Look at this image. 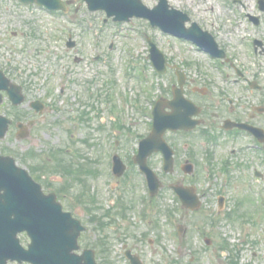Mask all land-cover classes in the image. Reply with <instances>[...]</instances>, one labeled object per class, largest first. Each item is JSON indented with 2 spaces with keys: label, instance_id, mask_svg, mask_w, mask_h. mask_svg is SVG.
I'll use <instances>...</instances> for the list:
<instances>
[{
  "label": "rangeland",
  "instance_id": "rangeland-1",
  "mask_svg": "<svg viewBox=\"0 0 264 264\" xmlns=\"http://www.w3.org/2000/svg\"><path fill=\"white\" fill-rule=\"evenodd\" d=\"M142 1L152 8L159 0ZM63 2L66 13L0 0V68L25 86L27 103L40 99L52 106L42 116L27 103L15 111L8 103L2 106L10 118L20 116L35 125L30 137L19 141L14 125L0 142V153L14 157L45 193H56L64 208L77 214L88 227L82 247L97 252L96 243L107 240V257L98 256L100 263L129 264L122 249L127 245L144 264H264V178L255 177V171L264 175V156L246 150L248 138L235 141L241 152L227 178L221 168L231 149L230 136L218 127L213 129L216 142L201 132L171 136L181 157L182 144L188 139L195 143L196 171L185 176L177 159L176 172L162 179L165 184L195 185L204 194L195 213L182 210L169 190L153 204H143L144 182L131 164L140 140L151 131L153 102L176 81L174 72L155 73L148 60V38L191 83L208 89V98H192L208 105L209 114L239 115L264 129V113H258L264 112V11L259 0H169L215 37L231 58L221 64L145 20L117 23L104 11H89L84 0ZM249 16L258 17L260 24L255 26ZM70 38L76 43L72 49L67 47ZM63 77L66 85L60 95L57 85ZM234 107L236 115L230 113ZM208 121L220 124L210 117ZM114 154L127 166L120 178L112 175ZM211 157H216L214 163ZM152 160L158 169L160 157ZM223 190L229 199L220 209ZM86 207L100 218L108 214L102 218L105 229L96 231L99 223L90 219ZM179 226L185 229L182 236ZM205 239L211 240L210 246ZM27 242L23 238L24 246Z\"/></svg>",
  "mask_w": 264,
  "mask_h": 264
},
{
  "label": "water",
  "instance_id": "water-1",
  "mask_svg": "<svg viewBox=\"0 0 264 264\" xmlns=\"http://www.w3.org/2000/svg\"><path fill=\"white\" fill-rule=\"evenodd\" d=\"M38 1L48 7L59 8V0ZM87 1L91 4L92 0ZM95 1H100L101 4L93 8L106 9L109 16L117 15L116 20H128L133 16L144 17L166 32L193 38L202 48L215 56H224L218 50L214 39L196 24L191 30H186L184 25L189 20L188 17L176 10L169 11L165 0L155 10L146 8L138 0ZM161 57V61H154L158 66L163 63ZM1 79L3 75L0 73ZM15 90L18 91L17 104H19L22 102L20 89ZM160 115L162 116V113L159 110L155 135L152 137L156 141H161L167 127L179 128L177 123L170 122L169 125H164ZM8 126L9 121L0 116V139L5 137ZM149 140L144 143L146 148H148ZM123 171L124 168L119 171V176L123 174ZM1 192L4 194L1 195ZM82 230L80 224L72 220L70 215L62 213L55 195L44 196L41 187L26 171L16 166L14 159L0 156V262L2 264H6L9 259L32 264H96L91 252L82 257L72 253L78 249L77 241ZM24 231L32 239L28 250L22 248L17 239V234ZM135 263L138 264L136 259Z\"/></svg>",
  "mask_w": 264,
  "mask_h": 264
},
{
  "label": "flooded vegetation",
  "instance_id": "flooded-vegetation-1",
  "mask_svg": "<svg viewBox=\"0 0 264 264\" xmlns=\"http://www.w3.org/2000/svg\"><path fill=\"white\" fill-rule=\"evenodd\" d=\"M189 88L192 90V92L198 93V92H196V88L193 87L191 84L189 85V84H188V81H186L185 89L187 90V89H189ZM203 112H204V110H203ZM203 112H202V113H203ZM201 115H202V114H201ZM210 116L213 118L214 121H215L216 119L220 118V116H218V115H216V114H210ZM239 117H240L239 115H237L236 118H235V116H234L233 120H235V121H237V122H240ZM210 123H211V125H214V124H215L214 122H210ZM203 124H209L208 117H207V114H206V113H204ZM218 127H220V125H219ZM235 133H236V132H235ZM175 154H176V155L178 154V151H177L176 149H175ZM189 160H190V159H189Z\"/></svg>",
  "mask_w": 264,
  "mask_h": 264
}]
</instances>
